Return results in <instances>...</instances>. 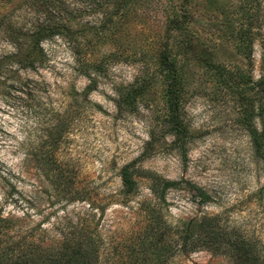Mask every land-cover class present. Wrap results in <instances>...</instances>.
I'll return each mask as SVG.
<instances>
[{
    "label": "rangeland",
    "instance_id": "rangeland-1",
    "mask_svg": "<svg viewBox=\"0 0 264 264\" xmlns=\"http://www.w3.org/2000/svg\"><path fill=\"white\" fill-rule=\"evenodd\" d=\"M21 1L2 5L0 14ZM168 1L128 2V13L115 18L117 23L105 36L93 39L90 51L81 56V60L102 61L101 72H92L96 80L92 91H87L89 81L81 73L80 58L67 43L54 38L43 42L44 65L26 71L8 65L5 56L11 51L10 44L0 34L1 217L13 219L21 227L39 225V233L54 230V234L70 222L84 219L88 228L95 229L100 264H154L152 247L147 249L150 240L166 246L160 258L163 264H235L228 245L208 249L195 239L187 241L180 232L184 224L212 216H219L220 223L243 237L253 236L264 247V147L259 156L254 154L239 120L240 98L196 59L204 45L227 69L250 74L252 84H257L264 78V20L251 64L235 52L234 44L220 41L222 30L213 22L206 32L208 39L203 34L193 42V59L186 61L184 69L178 120L185 132L181 141L168 121L160 80L155 78L134 105L124 100L131 86L157 72ZM206 1L191 0L193 28H200L205 21ZM106 2L61 0L59 7L73 13L57 11V15L77 30L81 25L98 23L105 10L115 7V1ZM125 2L121 0L120 5ZM99 4L102 7H97ZM25 6L24 0L23 12L15 22L32 17ZM47 12L41 18L54 22V9L51 15ZM261 12L264 19V1ZM27 78L36 82V88L26 91L34 97L14 89ZM260 100L263 111L253 122L257 132L264 131L263 94ZM260 102L256 100V106ZM51 107L54 126L63 132L56 159L85 194L84 202H68L58 196L33 161L23 157L49 124ZM128 164L135 170L138 188L126 199L119 171ZM153 175L176 183L157 205L147 177ZM193 186L207 193L206 202L200 201L202 197ZM89 202L93 209L88 208ZM149 204L156 205L161 218L156 230L144 209Z\"/></svg>",
    "mask_w": 264,
    "mask_h": 264
},
{
    "label": "trees",
    "instance_id": "trees-1",
    "mask_svg": "<svg viewBox=\"0 0 264 264\" xmlns=\"http://www.w3.org/2000/svg\"><path fill=\"white\" fill-rule=\"evenodd\" d=\"M14 1L0 0V8L6 4L13 5ZM60 1L25 0V5H27L24 7L27 10L25 12L27 15L32 13V17L30 16L31 18L20 23L15 21L23 12L24 0L0 14V34L5 36L11 48L5 58L9 66L26 71L34 70L36 67L44 65L46 61L43 42L53 38L54 40L60 39L67 43L75 56L80 58L78 62L81 73L89 81L86 87L87 91H92L96 87V80L92 76V72H101L102 61L81 60V56L87 50L90 51L93 39L105 36L106 31L117 23L114 21L115 18H120L128 13L127 3L136 0H126L125 5L122 4V6L120 5L121 0H104L107 1L106 4H112V1H115V7L105 10L98 23L93 25L87 23L78 27L77 30H73L66 20L58 17L57 11L64 12L66 15L73 13L72 11L66 13V10L61 9ZM175 1L169 0L165 11L163 46L159 53L156 74L145 78L136 86H131L125 92L124 100L127 105H134L136 98L142 96L145 90L154 84L155 78L160 80L163 85L168 121L172 124L176 136L182 141L185 132L178 120L185 83L184 69L186 61L190 58L193 59L190 56L194 51L193 42L203 34L207 38L206 32L213 22L222 30L223 36L220 41L234 44L235 52L242 55L251 64L256 39L262 35L264 19L261 8L264 0H207V8L204 11L208 14L200 28H193L196 24L190 5L191 0H178V3ZM97 7H102V5L99 4ZM104 7V9L107 8L105 5ZM51 9H54V22L51 18H41L46 10L51 15ZM84 35L88 38H81ZM210 36L212 35L210 34ZM201 49L196 54L197 63L206 70L212 71L216 79L229 92L231 91L236 95L235 97L240 98L242 108L239 120L248 132L254 154L259 156L263 152L264 131L257 132L253 122L255 117L261 115L263 111L260 97L263 94L264 98V78H260L257 82L258 85L252 84L250 74L245 75L240 71L232 72L212 54L211 48L203 45ZM240 83H242L241 86ZM17 85L19 88L14 89L28 97L32 94L26 91L36 88V82L28 78L20 80ZM256 100H259V106H256ZM49 114L50 122L44 128L43 133L37 136V144L31 147L29 152L24 153L23 157L33 161L43 180L49 184L53 192L54 190L57 192L58 196L65 197L68 202H84L85 194L82 195V191L74 186L71 178L56 159L57 143L63 132L54 126V107H51ZM135 174L131 164L123 166L119 171L120 183L126 199L135 195L138 188ZM147 177L152 182L150 191L156 199V205L164 201L165 191L176 185L175 182L158 179L156 175ZM195 189L202 197L200 201L206 202L207 193H203L196 187ZM88 205L89 209H93L90 202ZM150 205L144 209L149 220L153 221L152 229L156 230L161 226V218L156 205H151V207ZM137 209L141 211V205ZM84 223V219H76L55 234L54 230L52 233L48 231L39 233V225L28 228L21 227L13 219L0 216V264H100L95 229L94 227L88 228V222ZM180 228V232L183 233L187 241L195 239L196 243L208 249H216L215 247L222 246V244L228 245V249L233 253L235 264H264L263 243L261 242L259 245L253 236L246 238L242 234L228 229L227 226L220 223L219 216L205 217L197 223H186ZM39 235L48 238V242L40 238ZM147 239L149 240L147 237L145 241H148ZM149 242L147 249L152 247L154 264H163L160 258L166 253V246H162L157 241L150 240ZM148 253L147 250L145 256ZM150 261L152 263L153 258ZM143 264L147 263L143 262Z\"/></svg>",
    "mask_w": 264,
    "mask_h": 264
}]
</instances>
